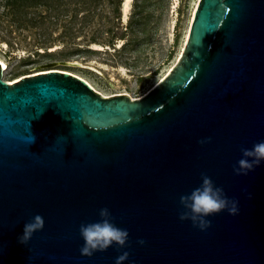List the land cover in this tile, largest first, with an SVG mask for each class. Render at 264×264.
<instances>
[{"label":"water","instance_id":"95a60500","mask_svg":"<svg viewBox=\"0 0 264 264\" xmlns=\"http://www.w3.org/2000/svg\"><path fill=\"white\" fill-rule=\"evenodd\" d=\"M3 67L0 264H115L112 247L79 252V224L105 206L129 232L123 264H264V163L232 169L264 139V0H199L182 53L134 99L59 69L8 82ZM202 172L239 201L204 231L178 218ZM36 213L43 229L18 243Z\"/></svg>","mask_w":264,"mask_h":264},{"label":"rangeland","instance_id":"374dc122","mask_svg":"<svg viewBox=\"0 0 264 264\" xmlns=\"http://www.w3.org/2000/svg\"><path fill=\"white\" fill-rule=\"evenodd\" d=\"M198 1L132 0L123 22L122 0H0L2 78L59 69L102 95L140 97L182 53Z\"/></svg>","mask_w":264,"mask_h":264},{"label":"clouds","instance_id":"9594fccd","mask_svg":"<svg viewBox=\"0 0 264 264\" xmlns=\"http://www.w3.org/2000/svg\"><path fill=\"white\" fill-rule=\"evenodd\" d=\"M210 139L211 137H207L198 143ZM240 153V158L232 169L234 174L247 175L264 163V139L254 142L251 147H241ZM221 212H227L229 215L238 214L239 201L228 196L224 188L217 185L206 173L200 174V183L197 186L179 197L178 218L181 221H190L193 227L201 231L210 227V217ZM97 216V219L82 221L78 226L79 236L83 241L79 247L80 254L91 257L95 252H104L112 247L118 252L115 264H123L129 257V252L125 250L130 245L128 229L116 223L115 217L106 206L98 209ZM43 227L42 215L33 214L23 223V230L18 234L17 242L27 244L33 234ZM137 243L143 245L145 241L141 238ZM129 264L134 262L129 261Z\"/></svg>","mask_w":264,"mask_h":264},{"label":"bare ground","instance_id":"6f19581e","mask_svg":"<svg viewBox=\"0 0 264 264\" xmlns=\"http://www.w3.org/2000/svg\"><path fill=\"white\" fill-rule=\"evenodd\" d=\"M131 1L132 0H122V4H121V20L123 21V22H126L127 21V18H128V14H129V9H130V4H131ZM192 19V18H191ZM187 36V35H186ZM95 45H96V43H94ZM181 54V53H180ZM0 62L4 65V67H3V70L4 69H6L7 68V64H6V62L0 57ZM169 71V70H168ZM78 76H80V75H78ZM80 77H82V76H80ZM83 78V77H82ZM18 79V78H17ZM17 79H15V80H17ZM83 79H85V78H83ZM15 80H13V81H15ZM86 80V79H85ZM13 81H8V82H13ZM87 81V80H86ZM89 84H91L89 81H87ZM92 85V84H91ZM93 86V85H92ZM103 96H105V95H103ZM131 97V99H134V98H136V97H134V96H130Z\"/></svg>","mask_w":264,"mask_h":264},{"label":"trees","instance_id":"16d2710c","mask_svg":"<svg viewBox=\"0 0 264 264\" xmlns=\"http://www.w3.org/2000/svg\"><path fill=\"white\" fill-rule=\"evenodd\" d=\"M8 2L13 5V4H16V5H24V4H35V3H38L40 2V0H8Z\"/></svg>","mask_w":264,"mask_h":264}]
</instances>
